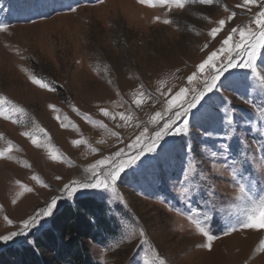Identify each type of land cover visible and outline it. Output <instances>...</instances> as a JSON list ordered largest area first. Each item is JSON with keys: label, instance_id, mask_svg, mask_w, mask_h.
Here are the masks:
<instances>
[{"label": "rangeland", "instance_id": "obj_1", "mask_svg": "<svg viewBox=\"0 0 264 264\" xmlns=\"http://www.w3.org/2000/svg\"><path fill=\"white\" fill-rule=\"evenodd\" d=\"M179 2L183 7L178 0H0V236L20 233L24 220L57 200L51 215L0 240V252L89 195L106 203L117 230L90 244L98 264H264V227H244L250 218L264 223V48L249 66L250 49L234 47L239 32L223 45L232 28L258 32L252 21L261 0L250 11L239 7L243 0ZM221 19L227 23L213 39ZM212 51L216 66L229 58L240 66L173 117L174 134L156 139L164 113L182 110L211 78L214 68H197ZM181 88L188 91L178 96ZM157 112L163 119H153ZM121 149L124 171L114 190L67 195L65 184L104 180L117 164L98 161ZM133 155L139 159L130 163Z\"/></svg>", "mask_w": 264, "mask_h": 264}, {"label": "snow or ice", "instance_id": "obj_2", "mask_svg": "<svg viewBox=\"0 0 264 264\" xmlns=\"http://www.w3.org/2000/svg\"><path fill=\"white\" fill-rule=\"evenodd\" d=\"M140 2L145 3L146 0H140ZM202 2L203 3H211L212 0H202ZM256 2H257V0H243V4L239 5V7L248 9L250 11L248 6L250 4H255ZM178 6L183 7V3H180L179 0H178ZM235 15L236 14L233 13L232 16L229 17V20H231L232 17H234ZM169 22L170 21H168V20L164 21V23H166V24ZM252 22L256 25L258 32H254L249 28V29H247V34H246V31L243 28H241V29L232 28L231 34H229L227 36V38L223 40V45L228 46L230 44V42L233 41V34L239 32L240 43L234 44V47L237 50H241L244 48L250 49V51H248V53H247L249 66L252 64L253 58L257 55L256 49L257 48H264V0H261L260 11L255 15V19ZM218 23H219V26L212 28L211 32L209 33V35L213 39H215L217 34H219L224 29V26L227 23V21L224 19H221V20H219ZM3 30L4 29L2 27H0V31H3ZM257 36L259 37V39H257L255 43H252L251 41H252L253 37H257ZM205 48H207V45H205ZM225 51H226L225 47H221L219 49L220 53H223ZM228 51L230 52L231 49H228ZM218 58H219L218 52L212 51L211 54L207 56V59H205L202 63H200L198 65V68H197L198 73H203L206 67L214 68V72H210V74H209L211 78L205 79L204 84L202 85V90L199 91L197 93V95H195L193 97L192 100L187 101L186 106L181 105L182 110H176V111L172 112L171 115H168L167 111L164 113V116H167V119L164 120V122L159 127H157L155 129L154 135H155L156 139H161L164 135L174 134L172 132V127L176 123V120H174L173 117L180 118L183 115H186L188 110H190L191 108H195L197 106V104L201 101V99H203L208 93H212L216 89V87H217L216 81L220 80L221 76L228 72L229 68H236V67L240 66L239 63L233 62L234 58H229L227 64H223L221 62L220 66H216L214 61ZM196 76H197V73H193L191 76H189L187 78L188 82L192 83L193 80L196 78ZM32 83L39 85L41 88L46 87L45 84L41 83L40 80L35 79L34 77L32 78ZM186 91H188V90L185 88H181L177 95L183 96ZM146 95H150V94H146ZM136 104H137V106H139L140 101L137 100ZM103 115L108 116L109 113L107 111H104ZM156 117H161V119H163L160 112H157L155 114V117H153V119H155ZM120 119L124 120L125 117L123 115H121ZM224 123L229 124V125H231V123H232V118L230 116H228L227 114L225 115ZM147 131H148V129L145 128L144 131L136 137L135 144H129L128 147L132 148L134 146H138L139 142L142 140L144 134L147 133ZM32 143L36 144V141L33 140ZM74 143H76V142H74ZM151 143H152V146L147 147V151H149V152L155 150V143H156L155 139L151 140ZM123 151L124 150L121 149L119 151H116L113 157L101 159L100 161H98L99 165H104L106 163L107 159H111L114 163L117 164L116 167L112 168L109 171L108 175L105 177L104 180L101 181L99 179H96L95 182L80 183V184H77L76 182H71L70 184H65L63 186L64 191L67 193V195L69 197H71L75 192H77L80 189L98 188V187L103 186L106 190L110 189V188L114 190V186H115L117 180L120 178L121 173L124 171V156L122 155ZM139 151L141 154H143L145 151V147L140 146ZM261 151L264 152V146H262ZM213 155H215V153H213ZM116 158H119V160H117ZM227 158L228 157L226 156V159ZM138 159H139V156H137V155H133V156L129 157L130 163H135ZM91 167H92V174H93V176H95L96 175L95 169H96L97 165L94 164ZM57 179H60V177H57ZM30 190L31 189H29V191ZM56 204H57V200L55 198H53L51 200L50 205L47 208H45L42 212L38 213L36 216L31 217L30 219L23 221L22 226H21L22 231L20 233L13 232L11 234V236H8V235L0 236V240L7 241V240L11 239L13 236H16L18 234H23L24 230H28V229L32 228L33 226H35L38 223L39 218L51 215ZM8 223L10 224L11 221L9 220ZM41 227H42V225H41ZM198 227H199V230L201 231V233L207 237L209 242H211L213 237L204 231L203 226L198 225ZM244 227H249V228L264 227V223L257 224L255 219L250 218V222L245 224ZM261 247L264 248V242H262ZM154 264H155V262H154ZM159 264H166V262L164 260H160Z\"/></svg>", "mask_w": 264, "mask_h": 264}, {"label": "trees", "instance_id": "obj_3", "mask_svg": "<svg viewBox=\"0 0 264 264\" xmlns=\"http://www.w3.org/2000/svg\"><path fill=\"white\" fill-rule=\"evenodd\" d=\"M116 231L106 203L85 195L64 205L38 235L1 251L0 264H98L90 244H102Z\"/></svg>", "mask_w": 264, "mask_h": 264}]
</instances>
